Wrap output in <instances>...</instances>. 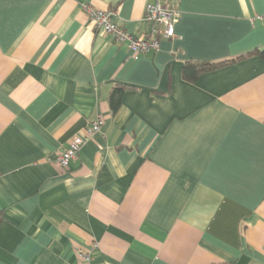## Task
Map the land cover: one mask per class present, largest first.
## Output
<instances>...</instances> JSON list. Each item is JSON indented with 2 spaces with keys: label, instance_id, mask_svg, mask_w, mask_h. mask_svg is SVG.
Returning <instances> with one entry per match:
<instances>
[{
  "label": "crops",
  "instance_id": "1",
  "mask_svg": "<svg viewBox=\"0 0 264 264\" xmlns=\"http://www.w3.org/2000/svg\"><path fill=\"white\" fill-rule=\"evenodd\" d=\"M154 2L0 0V264H264V0H159L174 38L136 55L82 10L140 37Z\"/></svg>",
  "mask_w": 264,
  "mask_h": 264
},
{
  "label": "built area",
  "instance_id": "2",
  "mask_svg": "<svg viewBox=\"0 0 264 264\" xmlns=\"http://www.w3.org/2000/svg\"><path fill=\"white\" fill-rule=\"evenodd\" d=\"M89 23L103 34L110 36L117 45H125L131 54H146L156 52L160 39L174 38V26L179 20V14L173 10L162 7L159 0L145 7L143 19L150 26L149 32L140 37L127 34L113 21L114 12L111 10L100 11L90 5L82 6ZM104 120L97 116L85 128L81 129L65 149L59 152L51 162L54 166L67 169L70 162L77 159L82 146L97 134ZM77 255L90 264L91 255L82 249L76 250Z\"/></svg>",
  "mask_w": 264,
  "mask_h": 264
},
{
  "label": "trees",
  "instance_id": "3",
  "mask_svg": "<svg viewBox=\"0 0 264 264\" xmlns=\"http://www.w3.org/2000/svg\"><path fill=\"white\" fill-rule=\"evenodd\" d=\"M259 55L264 59V51L259 53ZM237 60H230V61H225V62H220V63H186L182 69V76L184 80L187 81H195L199 74L203 72H209L216 70L218 68L227 66L228 64L234 63ZM124 91V88L118 87L117 89L115 88L112 94V98H114L116 95L120 96Z\"/></svg>",
  "mask_w": 264,
  "mask_h": 264
}]
</instances>
